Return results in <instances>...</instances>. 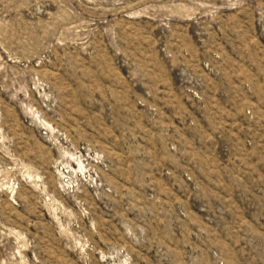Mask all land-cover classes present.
Masks as SVG:
<instances>
[{"label":"rangeland","instance_id":"374dc122","mask_svg":"<svg viewBox=\"0 0 264 264\" xmlns=\"http://www.w3.org/2000/svg\"><path fill=\"white\" fill-rule=\"evenodd\" d=\"M0 264H264V0H0Z\"/></svg>","mask_w":264,"mask_h":264}]
</instances>
